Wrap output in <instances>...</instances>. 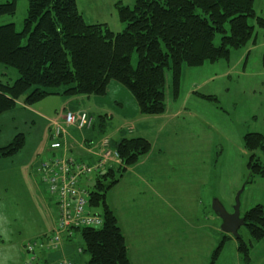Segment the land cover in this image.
Listing matches in <instances>:
<instances>
[{"label":"rangeland","instance_id":"374dc122","mask_svg":"<svg viewBox=\"0 0 264 264\" xmlns=\"http://www.w3.org/2000/svg\"><path fill=\"white\" fill-rule=\"evenodd\" d=\"M5 2L6 0H0V3ZM135 2L136 0H78L77 4L87 9L94 6V17L98 22L107 24L112 32L120 33L125 25L119 19L116 4L132 8ZM28 7L29 0H18L15 16L0 18V26L14 24L17 31L21 32ZM254 10L257 17L264 18V0H256ZM249 24L255 26V21L249 19ZM255 34L257 39L253 51L234 50L229 61L207 63L199 68L184 67L180 80L181 100L171 101L170 96L174 97L173 75L170 70H165L167 114L169 106L181 109L178 119L166 131L163 125L161 134H151L155 152L161 146L169 150L163 159L161 157L164 154L160 158H154L160 160L157 178L160 182L157 188L163 196L165 194L166 202L163 198L159 200L154 196L149 200L144 199L139 194L140 191L135 189L128 192L127 197L130 196V199L127 200L126 190L124 191L126 186L131 182L135 185L136 180L140 181L134 174L128 181L106 193V204L115 213L123 229L132 264H211L214 253L222 245L223 249L215 264H264V239L254 241L246 226L240 229L238 240L223 233L220 229L222 222L212 207L214 201L219 200L229 212H233L237 193L243 187L245 189L240 197L241 216L257 205L264 206V179L256 178L250 184L247 183L250 154L243 143L247 134H264V75L257 74L262 69L264 30L256 28ZM221 38L220 34L216 35V46L220 45ZM26 44L27 37L22 41L23 46ZM247 55L250 56L249 60L248 57L244 60ZM137 63L138 55L135 52L132 66L136 68ZM17 78L18 72L15 69L0 65L1 83L12 85ZM64 88L66 87L45 90L63 93ZM122 88L137 104L130 91L124 86ZM33 90L34 88L28 93ZM192 91L197 93L186 98L185 94ZM199 94L215 96L216 100L203 99ZM114 95H120V92L115 90L113 94L108 92L99 98L110 102V109L116 116L109 120L106 114L93 115L102 132H86L92 133L95 153H100L99 144L104 138L110 139L109 149L114 150L117 138L113 136V129L119 126L123 114H134L129 97H124L125 108L122 111L121 106L115 103ZM24 99L21 98L14 109L0 115V148L11 144L18 134L25 136L23 149L12 157H0V237L4 239V234L8 231L17 237L21 234V239H26L21 242L23 254L20 252L25 264L26 261L29 262L24 250L28 239L38 241L37 254H46L39 247L40 237L30 236L46 229L49 220V231L53 228L55 217L50 213V198L40 183L37 167L39 156L43 155L46 148L42 144L47 118L49 115H56V110L61 109L67 97L53 93L30 106L25 104ZM82 105V102H75L69 110L73 112L87 109ZM136 108L140 114L138 104ZM164 115L142 116L152 117L148 126L159 128L160 124H165ZM93 125L95 127V121ZM147 131L148 129L144 130ZM127 132L125 134L129 135ZM40 147L42 152L37 156ZM174 150L185 153L181 155ZM191 151L198 154L192 156L189 153ZM257 155L264 164L262 154L258 152ZM74 157L79 159L82 156ZM166 161L170 165H166V170L179 168L174 174H170L169 179L168 172L160 169ZM195 169L200 172H192ZM115 172L118 178L119 173L117 170ZM140 174L142 178H146L141 172ZM112 181L108 177L103 182L108 187ZM86 184V180H83L82 187H86ZM33 191L39 198H44L47 204L43 201L40 204L32 195ZM91 212L103 215L102 208H92ZM74 231L77 235L76 252L79 248L83 250V253L77 255L75 264H88L90 255L85 252L82 233ZM241 244L245 247L242 250ZM247 250L249 254L246 253ZM11 251L0 244V264H15L16 256ZM17 258L19 259V255Z\"/></svg>","mask_w":264,"mask_h":264},{"label":"trees","instance_id":"16d2710c","mask_svg":"<svg viewBox=\"0 0 264 264\" xmlns=\"http://www.w3.org/2000/svg\"><path fill=\"white\" fill-rule=\"evenodd\" d=\"M256 0H136L132 8L116 4L125 28L112 32L106 24L89 25L81 15L77 0H29L23 30L14 24L0 26V65L18 72L12 84L0 82V115L14 109L21 98L32 105L53 94L45 88L66 87L64 95L102 97L111 82L126 87L136 99L140 114L161 116L166 112L165 70L173 75L174 97L178 98L182 69L199 68L210 63L229 61L231 52L256 43V28L264 30V18L257 17ZM18 0L0 3V18L13 17ZM255 21V26L249 24ZM227 26L229 30H227ZM222 36L219 46L216 35ZM27 37V44L22 41ZM138 55L137 67L132 56ZM264 67V50L262 55ZM34 90L30 93L31 89ZM28 93V94H27ZM215 101V96L199 97ZM250 154V184L264 179V134L251 133L243 138ZM25 145L18 134L11 144L0 148V157H12ZM122 166L96 179L90 189V206L102 208L100 229H80L88 264H131L129 248L115 213L106 204V193L115 187L126 171L152 151L151 143L135 137L116 146ZM113 181L108 187L104 180ZM254 241L264 239V206L257 205L244 215ZM244 245L241 244V250ZM223 245L214 253L218 259ZM249 254V250L246 251Z\"/></svg>","mask_w":264,"mask_h":264},{"label":"built area","instance_id":"2783aa9c","mask_svg":"<svg viewBox=\"0 0 264 264\" xmlns=\"http://www.w3.org/2000/svg\"><path fill=\"white\" fill-rule=\"evenodd\" d=\"M93 127V118L85 111L72 112L63 108L56 118L49 121V128L43 140L46 145L42 156H39L37 173L40 183L50 198V213L55 217L50 234L40 239L39 247L48 253L61 250L63 236L75 238L74 230L85 228L100 229L103 219L91 212L90 192L82 187V181L91 182L102 176L112 164H119L117 151L110 150L107 141L100 146L95 162L74 159L68 147L70 130L88 131ZM38 241L25 247L26 255L31 262L36 260ZM81 252V250H79ZM57 264H73L62 259Z\"/></svg>","mask_w":264,"mask_h":264},{"label":"crops","instance_id":"0c3cea01","mask_svg":"<svg viewBox=\"0 0 264 264\" xmlns=\"http://www.w3.org/2000/svg\"><path fill=\"white\" fill-rule=\"evenodd\" d=\"M77 2H78V0H77ZM78 9H79L81 15L83 16V18L87 24H89V25L105 24V23H99L98 19L94 17V9H95L94 6H90V8H88V9L84 8V7L81 8L79 3H78ZM90 12H92L91 15H89ZM250 45H253V46H250ZM250 45L245 48L246 51H253V49L256 47L255 46L256 43L250 44ZM262 55H263V52H262ZM247 57L249 60V57H250L249 55H247L244 60H246ZM261 66H262V59H261ZM243 70H244V74H245L246 73L245 67H243ZM257 74L258 75H264L263 66H262V69L257 72ZM122 87L123 86H120V84H118V83L116 84V82H111L107 88V93L111 92L113 94V91H115V90L120 92V95H114V96H115V103L117 105L121 106L122 111L125 108L124 97H127V98L129 97L128 99L130 101V106L133 109L134 114L132 116H128L125 113L122 115V117H120L119 126L115 127L113 129V132H114L113 136L115 138H117V143L115 146H117L118 143H120L123 139L142 137L151 143L152 151L150 152L149 155L142 158L141 161L136 166L129 168L126 171V173L124 174V176L122 177V179L120 180V182L116 186L118 187L119 185H122L124 182L128 181V179L131 177V175L134 174V176L137 177L138 179H140V181L137 182V180H136L135 185H133V183L131 182L129 184V186H126V189H124V191L126 190L125 198L127 200L130 199V196L127 197L128 192L131 191V189H135V190L140 191L139 194L143 195L144 199L149 200V199H152L154 196V197H157L159 200L163 198L164 201L166 202L165 194L163 196L161 193V190L159 188H157V185L160 182V180L157 179L159 172H160V170L158 168V162L160 160H154V158L155 157L160 158L161 155L164 154V156L161 157V159H163L166 155L165 153L169 150H166L163 146H161L158 149V151L155 152L154 151V145H153V139H152L153 137L151 134H161L163 132L162 131L163 125H165L164 131H166L169 128L170 124L175 122L178 119V116L181 112V109L180 108L174 109V107L169 106L168 114L166 111V113H165L166 116L164 115V119H166L165 124L164 123L160 124L161 128L160 127L159 128H153V125L151 127H149L148 125L150 124L152 117H143L141 114H139V112L137 111V108H136L137 104H135L134 100L130 99L129 94H126L125 90H123L124 88H122ZM64 91H65V88L63 89V93L62 92L61 93L53 92V93H57L58 95H60V94L64 95ZM195 93H197V92H195V91L187 92L185 94L186 98L192 94H195ZM179 95H180V97L178 96L179 97L178 99H175V97H173V95H171L170 96L171 101H173V99L174 100H181L182 95L180 94V92H179ZM64 102L65 103L61 107V109L59 111H58V109L56 110V115L64 107L69 108L75 102H82V104H83L82 107L87 108V109H83V110L88 111L92 116L93 115L106 114L107 116H109V118H108L109 120H112L113 119L112 117L116 116L114 111L110 109V102L108 103L99 97H85V96H79V97H73V98L67 97V99ZM56 115L55 116L49 115V118H47L48 123H47V127L45 128L44 137H45L47 130L49 128V121L54 119L56 117ZM102 120H103V122H106L105 118H102ZM97 125H98V122H97V120H95V127H94V130L92 133L101 134L102 129H100L99 126H97ZM207 125H208V123H207ZM146 129H148V131H147L148 134H147V132H144V130H146ZM127 130H128V132H127ZM125 131L129 135H126ZM91 134L90 133L87 134L86 132L80 133L76 130H70V135L68 137L69 152L74 156H82L81 158H89L92 161H94L97 158V155L93 151V143L94 142L92 141L93 136ZM154 142H156V144H157V141H154ZM37 151H38V149L36 150V152ZM174 151H178L181 155H183L185 153L182 150H174ZM41 152H42V149L40 147L39 151L36 154H41ZM189 153L192 156L198 154V152H196V151H191ZM172 157H174V155ZM167 161H168V159H167ZM167 161L163 163L164 165L161 166L160 169L164 172L165 171L168 172L167 179H169L170 174H174L176 171L179 170V168L178 169L177 168H172V169L168 168V170H166V165H168ZM168 166H170V165H168ZM140 172L146 178H142ZM192 172L199 173L200 171L198 169H195ZM147 175H148V178H147ZM32 195L36 197L37 201L40 204H41V201H43L45 204H47L46 200L44 198H42L43 200L41 198H39L40 196L35 191L32 192ZM131 196H134V195H131ZM177 212L179 213L178 209H177ZM10 217H13V215ZM50 227H51V223L49 220L48 223L46 224V229H43V230L39 231L38 233H36V235L30 236V237L31 238L44 237L45 235L50 233V231H49ZM6 232L8 235L4 234V239H3V237H0V238H2V239H0V244L3 245L9 252L12 250L11 251V252H13L12 255L16 256V260H14L15 264H17L18 262H21V264L23 262V264H24V260L20 256V252H22L21 242H23V240H26V239H23V238L21 239V234L17 237V236H14V234L12 232H8V231H6ZM76 238H77V236H75V240H76ZM63 239H64V241H63L62 249L59 253L45 254V253L41 252V253L37 254V259H38L37 263L38 264H57L58 260H60L62 258H66L68 260H71L75 264V259L77 258V255H79L76 252V246H75L76 242L69 240V238L66 234L63 236ZM29 241L32 242L31 239H28L26 244ZM129 252H130V249H129ZM22 254H23V252H22ZM18 255H19V259L17 258ZM129 258H130V255H129ZM130 263L132 264L131 261H130ZM25 264H29V263L26 261Z\"/></svg>","mask_w":264,"mask_h":264},{"label":"water","instance_id":"95a60500","mask_svg":"<svg viewBox=\"0 0 264 264\" xmlns=\"http://www.w3.org/2000/svg\"><path fill=\"white\" fill-rule=\"evenodd\" d=\"M88 187L96 189L98 187L96 182L88 184ZM243 187L236 196L235 206L233 212H229L225 206L219 201L215 200L213 203V212L221 220V231L225 234L232 235L235 239H239V231L242 227L246 226V221L241 217L240 212V197L244 191Z\"/></svg>","mask_w":264,"mask_h":264},{"label":"bare ground","instance_id":"6f19581e","mask_svg":"<svg viewBox=\"0 0 264 264\" xmlns=\"http://www.w3.org/2000/svg\"><path fill=\"white\" fill-rule=\"evenodd\" d=\"M58 113H59V112H58ZM58 113H57V115H58ZM57 115H56V116H57ZM55 118H56V117H55ZM52 120H53V119H52ZM94 121H95V119H93V124H94ZM107 139H108V138H104V139H102V141H107ZM96 154H98V153H96ZM39 155H40V154H38L37 156H39ZM70 155H71L72 157H74L71 153H70ZM74 158H75V157H74ZM119 160H120V158H119ZM120 161H121V160H120ZM100 217H101V216H100ZM101 218H102V217H101ZM102 219H103V218H102ZM103 224H104V220H103ZM102 227H103V226H102ZM102 227H101V228H102ZM96 230H97V229H96ZM74 233H75V231H74ZM49 234H50V233H49ZM49 234H47V235L44 236V240H45V241H47L45 238H46ZM75 236H77L76 233H75ZM71 240H72V241H75V238H74V239H71ZM29 243H33V241H32V242H28L27 244H29ZM27 244H26V245H27ZM26 245H25V246H26ZM60 251H61V250H60ZM60 251H59V252H60ZM59 252H57V253H59ZM82 252H83V250H82ZM46 254H56V253H48V252H46ZM36 258H37V253H36ZM62 259H66V258H62ZM62 259H60V260H62ZM37 260H38V259H37ZM60 260H58V262H59ZM66 260H68V259H66ZM58 262H57V263H58Z\"/></svg>","mask_w":264,"mask_h":264}]
</instances>
